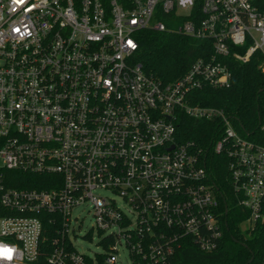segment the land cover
Returning <instances> with one entry per match:
<instances>
[{
    "label": "built area",
    "instance_id": "obj_1",
    "mask_svg": "<svg viewBox=\"0 0 264 264\" xmlns=\"http://www.w3.org/2000/svg\"><path fill=\"white\" fill-rule=\"evenodd\" d=\"M145 30L210 51L163 83L136 60ZM255 54L256 0H0V264H115L122 243L131 264L217 251L228 209L209 149L226 160L240 235L262 236L264 145L223 110L192 104L195 91L229 88V64ZM185 118L212 124L209 147L180 140ZM80 208L104 250L93 258L70 238Z\"/></svg>",
    "mask_w": 264,
    "mask_h": 264
},
{
    "label": "trees",
    "instance_id": "obj_2",
    "mask_svg": "<svg viewBox=\"0 0 264 264\" xmlns=\"http://www.w3.org/2000/svg\"><path fill=\"white\" fill-rule=\"evenodd\" d=\"M256 6L264 10V0H256ZM140 48L136 60L146 75L168 83L182 76L190 64L203 55L209 44L204 41L182 37L172 32L158 33L142 31ZM210 51V50H209ZM208 51V52H209ZM230 63V62H229ZM231 85L227 89H203L192 93V104L215 107L223 110L237 131L251 141L264 145V57L255 54L248 63L231 62ZM212 124L184 119L178 125L180 140H192L205 148L209 147ZM208 166L213 183L221 194V208L228 209V231L225 232L221 247L212 253H201L194 246L181 251L182 264H261L264 258V230L244 239L238 225L242 220L241 210L236 206L226 181V160L216 156L209 149ZM18 186H26L24 183ZM230 220V221H229ZM53 227L51 226L50 229ZM47 231V236H48Z\"/></svg>",
    "mask_w": 264,
    "mask_h": 264
},
{
    "label": "rangeland",
    "instance_id": "obj_3",
    "mask_svg": "<svg viewBox=\"0 0 264 264\" xmlns=\"http://www.w3.org/2000/svg\"><path fill=\"white\" fill-rule=\"evenodd\" d=\"M98 194L111 197V195L106 192H98ZM115 199L117 201V204L119 206H122L121 201L117 198ZM73 215L75 217H79L77 220L71 223L73 232H70V238L75 248L80 253L86 254L92 258L95 257L96 254H103L104 250L99 243L100 237L96 233V230L92 229L94 225V219L90 213H87V208H80L74 211ZM89 231H91V234L85 237V235ZM115 256L117 257V262L115 264H131V259L129 257L128 251L123 243L121 246H118Z\"/></svg>",
    "mask_w": 264,
    "mask_h": 264
},
{
    "label": "water",
    "instance_id": "obj_4",
    "mask_svg": "<svg viewBox=\"0 0 264 264\" xmlns=\"http://www.w3.org/2000/svg\"><path fill=\"white\" fill-rule=\"evenodd\" d=\"M262 131H263V133H264V127H263Z\"/></svg>",
    "mask_w": 264,
    "mask_h": 264
}]
</instances>
